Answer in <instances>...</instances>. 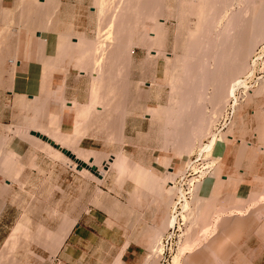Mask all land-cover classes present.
I'll list each match as a JSON object with an SVG mask.
<instances>
[{
    "label": "rangeland",
    "instance_id": "obj_1",
    "mask_svg": "<svg viewBox=\"0 0 264 264\" xmlns=\"http://www.w3.org/2000/svg\"><path fill=\"white\" fill-rule=\"evenodd\" d=\"M97 1L75 0L74 5H63L60 3V0H44L45 3L42 0H5L4 4L0 2L1 35L6 31V28L11 29L12 27L18 31L17 36L22 31L27 30L32 33L34 39H37V32L40 30H51L61 35L66 34L65 37L68 38H65V42L66 45L68 44V47L66 46L67 48H65V45H62L65 51H68L63 52V48H57L58 40L54 43L55 56L49 58V61L54 62L55 66H57V70L55 71L62 78L72 77L78 71L85 70L86 73H81L79 76L93 81L95 76L93 75V72H95L94 61L98 56L93 53L95 49L93 51L89 49L92 47L95 48L96 43L98 45L104 43L109 33H103V27L106 26L107 22L113 16L116 17V26L112 30V32L114 31L112 33L114 39L110 40H113L114 43L120 41L114 47L113 41L110 42V40L106 39V44L109 43L110 45L104 43L106 49H103V60L100 67H98V69L101 68L100 71L102 72L100 73L103 75H99L101 76L100 79L95 82V87L100 91L99 96L102 98L101 106H104L106 110L104 113H94L98 115L95 116L98 124L99 121H102V117H105V120H107L106 125H108L115 149L112 152L114 156L120 154L121 156L127 157L126 172H119L117 164L113 165L110 171L112 182L102 183V191L98 188L96 198H94L92 197L94 187L92 180L89 179H93L99 183L100 181L90 175V172L81 174L78 169L73 168L74 166L68 160H61L60 157H56L55 155L51 156L52 151H47L48 149L44 148V144L36 143V146L32 147L31 152L26 151V154L21 153L20 155V152L14 154V152L10 151L9 147L12 146L11 141L24 144V148L27 146L25 141H29L28 139H30L29 130L31 129V125L26 124L23 118L16 119L15 121L8 118V111L10 110L9 103L0 102V111H6L7 117L4 118L6 121L4 124L6 125L0 124V166H2L0 168V264H67L64 262L61 252L64 243L61 247H58L55 243L56 241L52 238V234L59 232V230L65 228L69 223L77 221L79 217L83 221H88V224L96 229L98 237H95L93 240L83 241L79 245V254L84 253L82 261H71L69 264H123L120 254L122 252L121 250L127 247L128 244L122 247L114 246L110 244L111 240L119 242L121 240H127L139 243L143 251L142 258L140 259L141 264H172L173 258L178 253L177 250L180 247L181 249L183 247L186 249L182 251L184 253L181 255L180 264H264V95H256V93L255 96L253 95L257 88L256 83L258 84V78L252 81L248 80L244 87L239 84L241 81H238L243 73L240 78L239 76L235 77L237 79L239 78L238 80L233 79L234 81L236 80L235 82L230 81L231 77L230 75L228 76L227 72L231 71V69L227 71L228 66L226 67L227 72L223 71L224 74L222 77H225L226 81L229 80L233 87H229L228 89L229 91L231 89L230 99L227 98L228 94L226 97H223L224 91H222L221 85H218V83H221L217 81L219 80L216 78L217 74L215 75V73L221 72L223 69L221 59L223 58L224 62L225 56L230 55L228 51L231 52L238 46L237 44L235 46L234 42L232 44L231 41L245 44V40L247 41L250 39L249 37H253L254 44H252L253 48L250 56L252 55L254 56L253 59H256L254 52L263 46L264 39L262 38L264 35H260L261 39L259 36L257 41H255V34L251 35L255 32L250 29V23H254L253 17L255 15L253 13H255V2L257 3L260 0H150L151 3L149 0H111V2L109 1L111 4L108 5V8L109 6L110 8L105 13V17H101L102 19L99 18L97 12ZM42 2L43 4H40ZM230 4L232 8H229L231 7ZM197 5L198 7L201 5L206 11L209 10L206 13L202 10L203 8L201 6L198 8ZM195 7L197 8L195 9ZM190 8L191 10H189ZM194 11H197L199 14L203 11L204 14L203 16L196 15ZM4 16L7 17L6 19L11 20V22L8 20L1 21ZM199 16L201 17L200 19ZM125 19L128 20L126 21ZM121 22H123L125 27ZM158 25L162 26L161 32L156 31ZM206 32L208 33L206 34ZM193 34L197 35V37ZM241 34H244L245 37ZM235 35L241 39L243 38V42L238 37L233 40V36ZM73 38H77L78 40L81 38L83 39L82 42L84 41L85 44L88 42L91 46L87 43L86 46L88 47L86 48L83 42V46L81 45L83 48L80 46H74L76 47L74 48L72 42L77 40ZM100 40H103V42H100ZM250 40L252 41V39ZM120 43L123 45L122 47ZM194 43L197 45H194ZM202 43L204 46H202ZM39 46L42 47V44L40 43ZM198 46L202 47L199 48ZM229 46H233L234 48L230 49ZM245 46L247 47V44ZM84 48L86 50L89 48L88 52L90 55L85 52L86 50ZM134 49L136 50L135 53H133ZM238 49L237 51H233L237 53L239 51ZM223 51L229 54H224ZM233 51L232 54L235 55ZM238 53L240 57L238 56L239 58H237L239 60L241 58L240 62H242L243 58L241 56L245 58V55H242L240 52ZM1 55L2 47L0 46V66L3 63ZM95 55L96 57L94 59ZM223 55L225 56L223 57ZM82 56H84L83 59H79ZM250 56L246 60L243 59L246 61L245 64L248 62V66L243 69L247 70L250 66ZM92 59L94 61H91ZM263 59L264 57L259 60L261 67L264 62ZM85 62H88L87 65ZM195 63L197 65H194ZM78 65L81 67L79 68ZM86 66L87 68H85ZM113 66L115 69H113ZM82 67L83 69H81ZM106 67L107 69H105ZM122 67L124 68L122 69ZM208 69L210 70L208 71ZM252 70L248 68L247 71L251 72ZM108 72L113 75H109ZM225 72L227 75H225ZM255 73V76H264V72L261 73L258 67H256ZM245 76L247 75L244 73L241 79H246ZM100 80L102 81L101 83ZM192 81L193 83H191ZM174 82L179 85L174 84ZM233 82L234 84L232 85ZM97 83H100V85ZM204 84L207 85L205 86ZM173 85H175V88L178 86L176 89L174 88V91L172 88ZM183 89H187L189 92L191 91V94L185 90L188 94L184 93L185 95H182L183 93L181 92ZM220 93L225 102L222 99V101L220 100ZM218 98L220 101L217 100ZM172 101L174 102L172 103ZM24 102H26V99ZM24 102L22 101L20 104L24 105L22 104ZM182 107H186V111L179 112L178 109ZM157 109L163 114H160V116H146V114L151 113L150 110ZM188 110L190 111L189 113ZM214 111L217 114H214ZM176 112H179L178 115H176ZM173 119H178L175 121H181L182 124H185L186 127L184 129H187L189 135L192 134L193 136H191L195 137L194 140L196 138L198 140L202 139L200 140L201 144L197 140L196 142L192 141L196 145L189 141L190 146L195 148H192L194 150L189 149L191 148L190 146L186 148V144H183L181 140L182 136L177 133L180 129L170 124L169 120L172 121ZM200 119L207 121L205 122V124L207 123L206 125L203 122L205 131L203 133L201 132L202 134L199 132L201 129L203 131L202 121ZM212 119L215 121H212ZM10 120L14 122V127L8 125L11 122ZM126 123L128 127V138L124 140V138L122 139L121 132ZM229 128H233L231 129L233 132ZM191 129L194 130L193 133ZM208 131L212 132V134L214 132V135ZM185 134L186 131L184 132ZM197 134L199 135L197 136ZM191 136L190 140H193ZM122 144H127L126 151L123 153L119 151ZM187 149L190 150V153L193 151L191 155ZM243 149L244 152H242ZM254 152L257 153L255 154ZM208 156H210V159ZM110 157L114 158L106 154L104 158L108 159ZM41 162L43 163L42 165ZM140 162L144 166L140 165ZM186 162L188 166L185 168L184 164ZM67 164L71 165L72 170L66 166ZM62 166L63 168H60ZM140 166L145 170L159 173L162 179L160 181L156 180L158 181V184L155 181L156 185L153 183L154 181L149 182V180L146 182H138L139 177L137 179L133 173ZM215 169L218 173L214 172ZM175 170L180 174L179 176L178 174L176 177L174 176V179L177 178L174 181V185H177L178 190L175 189L170 195V185L167 181L170 180L169 171ZM72 171L82 175L81 181L77 184L80 187L79 197L74 199L68 197L67 192L63 193L60 190V186L63 183L47 180H31L32 177L33 179L40 178L41 176L46 177L47 175V177H51V175L53 176V174L58 172L70 173ZM203 172L204 174H202ZM214 175H217V177L215 178ZM211 176H214L213 182L216 180L220 181L221 178L223 180L229 178V180L224 181L222 183L223 185L220 184L218 186L219 189L217 188V191L214 190L215 192L211 188L202 191V194L207 192L204 200L208 201H202L204 203L202 205V213H200L201 211L196 212L192 209L193 199L191 198H193L192 194H194L192 192L193 188L198 184V180L201 179L200 181H204ZM193 178L196 181L195 183ZM65 185H68V183H65ZM112 190L121 194V197L111 200L109 193ZM236 190L243 192V200L238 201L234 199ZM177 193L179 196L182 195L181 201L178 200ZM211 193H213V196ZM154 196L158 197L157 201H155ZM143 198H145L144 204ZM184 199L186 200L184 201ZM176 200L180 202L177 209L178 215H176L177 223L174 226L171 225L168 229L166 228V219L169 213L167 211L171 209V205ZM138 201H140L139 204L141 207L137 203ZM89 204L100 208H104L105 206L114 207V209H86ZM185 209H192L193 215H191V220L180 228V223H183V211H189ZM99 211H102L104 216L109 218L104 225L101 224L104 217L98 220H90V216ZM222 226L223 229H221ZM241 227L242 229L240 230ZM186 228L188 232L183 236L182 230L185 231ZM234 230L236 232L238 230V232L235 233ZM226 233L228 234L226 235ZM162 234L165 235V251L163 256L156 257L152 253V248L158 236ZM226 236L232 238L230 239V237L227 238ZM182 242L183 245H180ZM210 242L211 246L208 245ZM223 243L226 244L224 245ZM199 249L200 251H198ZM214 249L217 250L215 251ZM204 258L207 259L205 260Z\"/></svg>",
    "mask_w": 264,
    "mask_h": 264
},
{
    "label": "crops",
    "instance_id": "obj_2",
    "mask_svg": "<svg viewBox=\"0 0 264 264\" xmlns=\"http://www.w3.org/2000/svg\"><path fill=\"white\" fill-rule=\"evenodd\" d=\"M42 1L44 2V0ZM0 2L4 4L5 0H0ZM74 2L75 0H60V3L63 5H74ZM4 18L1 21L8 20L6 16ZM8 21L11 22V20ZM6 30L2 35L0 34L1 56L4 58L0 66V102L9 103L8 118L14 121L23 118L29 126L36 121L43 127L57 128L62 135L67 138L69 137L68 140L70 139V141L73 140V142L75 141L74 143H78L80 149L84 148V151L93 150L101 153V155H114L112 153L115 150L112 136H110L108 125H105L107 120L102 115L103 119L98 124L95 119L96 115L94 112L104 113L105 107L101 106L102 108H98L99 111L95 110L91 111V113L88 111L92 102L90 100L92 99L91 79L79 76L81 74L80 71L72 77L62 78L56 73L57 66H55L54 62L49 61V58L55 56L54 43L58 41L60 33L51 30L38 31L37 39H34L32 33L27 30L22 31L19 36H17L18 31L14 27ZM40 43L42 44L41 48H39ZM135 51L134 49L133 53ZM25 99L26 102H24ZM22 101L24 105L20 104ZM85 111L88 113L86 114ZM78 115L81 117H78ZM4 118H7L6 111H0V124L6 122ZM13 124L14 122L11 121L8 125L13 126ZM121 133L122 139L128 138L127 123ZM28 140L25 141L27 145L25 148L24 144L11 141L12 146L9 147L10 151L14 152V154L20 152V155L21 153H30L32 147L36 146V142L33 141L35 142L33 143L32 139ZM30 146L31 148H29ZM126 146L127 144H122L119 151L121 153L126 151ZM140 165L144 166L141 162ZM66 166L70 167L71 165L67 164ZM60 168H63V166ZM70 170H72L71 167ZM110 171L108 170V173L105 174L100 183L89 179L92 180L94 187L92 197L96 198L98 188L102 191V183L112 182ZM47 176L37 177L38 179H33L32 177L31 180H47L63 183L60 186V190L63 193L67 192V196L73 199L79 197L80 187L77 184L81 181L82 175L72 171L70 173L58 172L53 174V176L51 175V177ZM65 183H68V185H65ZM109 194L111 200L121 197V194L114 190L110 191ZM154 197L155 201H157L158 197ZM144 200L145 198H143V204L145 203ZM119 202L122 203L121 201ZM139 202L137 203L139 204ZM139 206L141 207L140 204ZM86 209H114V207L105 206L104 208H100L89 204ZM103 217L104 219L101 224L104 225L109 218L104 216L102 211L95 212L94 215L90 216V220H98ZM95 237H98L96 229L88 224V221H83L79 217L61 249L64 262L69 264L71 261H82L84 253L79 254V245L83 241L93 240ZM110 244L121 247L128 244L122 255L123 264H141L140 259L142 258L143 251L139 243L127 240H121L120 242L111 240Z\"/></svg>",
    "mask_w": 264,
    "mask_h": 264
},
{
    "label": "bare ground",
    "instance_id": "obj_3",
    "mask_svg": "<svg viewBox=\"0 0 264 264\" xmlns=\"http://www.w3.org/2000/svg\"><path fill=\"white\" fill-rule=\"evenodd\" d=\"M111 0H98L97 1V9H98V14H99V18H103V17H105L104 15H105V13H107V10L110 8V6H109V8H108V5H110L111 3ZM120 1V0H119ZM200 1V0H199ZM232 1V0H231ZM248 1V0H247ZM256 1H258V0H256ZM262 1V2H261ZM139 2V1H138ZM149 2H150V0H149ZM188 2V1H187ZM202 2V1H201ZM144 3V2H143ZM151 3V2H150ZM159 3H160V1H159ZM167 3V2H166ZM191 3V2H190ZM204 3V2H203ZM234 3V2H233ZM244 3V2H243ZM40 4H43V2L42 3H40ZM116 4V3H115ZM153 4V3H152ZM156 4V3H155ZM161 4V3H160ZM182 4V3H181ZM198 4H199V2H198ZM202 4V3H201ZM255 13H253L255 16L253 17L254 18V23L252 22V23H250L251 24V28H250V26H249V28L253 31V32H255V33H252L251 35H254L255 37H254V40H255V38H256V40L255 41H257V39L259 38V36L261 35H264V0H260V1H258L257 3L255 2ZM120 5V4H119ZM136 5H138L137 3H136ZM148 5H149V3H148ZM188 5V4H187ZM203 5V4H202ZM228 5H229V3H228ZM231 5V4H230ZM241 5V4H240ZM239 5V6H240ZM32 6V5H31ZM118 6V5H117ZM192 6V5H191ZM193 6H195V4H193ZM201 5H199V7H200ZM207 6V5H206ZM218 6V5H217ZM226 6V5H225ZM254 6V5H253ZM96 7V6H95ZM95 7H93V8H95ZM158 7V6H157ZM190 7V6H189ZM197 7H198V5H197ZM197 7H195V9L197 8ZM198 7V8H199ZM202 7V6H201ZM208 7V6H207ZM243 7V6H242ZM132 8V7H131ZM165 8V7H164ZM203 9V11L204 12H206L207 13V11L209 10H205L204 9V7H202ZM211 8V7H210ZM213 8V7H212ZM215 8V7H214ZM229 8H232V5H231V7H229ZM249 8V7H248ZM113 9V8H112ZM121 9V8H120ZM124 9V8H123ZM127 9V8H126ZM156 9V8H155ZM159 9V8H158ZM216 9V8H215ZM247 9V8H246ZM245 9V10H246ZM122 10V9H121ZM128 10H130V9H128ZM152 10V9H151ZM157 10V9H156ZM189 10H191V8L189 9ZM211 10V9H210ZM227 10V9H226ZM37 11V10H36ZM112 11V10H111ZM113 11H114V9H113ZM116 11V10H115ZM144 11V10H143ZM160 11V10H159ZM197 11L198 12H200L199 11V9H197ZM197 11H194L195 13H196V15H198L199 13L197 12ZM203 11H201V14H199V15H201V16H203ZM215 11V10H214ZM239 11V10H238ZM250 11H251V9H250ZM254 11V10H253ZM110 12V11H109ZM210 12V11H209ZM208 12V13H209ZM216 12V11H215ZM218 12V11H217ZM245 12V11H244ZM149 13V12H148ZM152 13V12H151ZM159 13V12H158ZM241 13H242V11H241ZM111 14V13H110ZM109 14V15H110ZM114 14H115V12H114ZM119 14V13H118ZM193 14V13H192ZM210 14H211V12H210ZM209 14V15H210ZM246 14V13H245ZM112 15H113V13H112ZM149 15H151V14H149ZM159 15V14H158ZM216 15H218V14H216ZM239 15H240V13H239ZM148 16V15H147ZM208 16V15H207ZM207 16H206V18H207ZM224 16V15H223ZM244 16V15H243ZM197 17V16H196ZM220 17V16H219ZM226 17V16H225ZM232 17V16H231ZM248 17V16H247ZM101 18V19H102ZM107 18H109V17H107ZM106 18V19H107ZM116 17H114L113 16V18H111V20L109 21V22H107V24H106V26H104L103 28H104V31H103V33H109L107 36H106V39L107 40H110V39H114V35L112 34L113 32H112V30H113V28H114V26H116L115 24H116V22H115V19ZM125 18V17H124ZM189 18H190V16H189ZM201 17L199 16V19H200ZM205 18V19H206ZM243 18V17H242ZM250 18V17H249ZM221 19V18H220ZM228 19H230V18H228ZM126 20V19H125ZM128 20V19H127ZM126 20V21H127ZM133 20V19H132ZM207 20V19H206ZM209 20V19H208ZM214 20V19H213ZM212 20V21H213ZM190 21H191V19H190ZM193 21V20H192ZM199 21H201V20H199ZM224 21V20H223ZM130 22V21H129ZM136 22V21H135ZM202 22H204V21H202ZM210 22H211V20H210ZM214 22V21H213ZM229 22H232V21H229ZM228 22V23H229ZM236 22V21H235ZM105 23H106V21H105ZM122 24H123V22H121ZM128 23V22H127ZM190 23V22H189ZM218 24H219V22H217ZM241 23H243V22H241ZM98 24V23H97ZM101 25H102V23H100ZM120 24V23H119ZM130 24V23H129ZM124 25V24H123ZM208 25H209V23H208ZM224 25V24H223ZM227 25V24H226ZM127 26V25H126ZM131 26V25H130ZM197 26V25H196ZM216 26H217V24H216ZM242 26H244V25H242ZM124 27H125V25H124ZM222 27V26H221ZM232 27V26H231ZM237 27H238V25H237ZM9 28V27H8ZM102 28V29H103ZM121 28V27H120ZM161 28H162V26H157V30L156 31H158V32H161ZM186 28V27H185ZM197 28H198V26H197ZM210 28H212V27H210ZM225 28V27H224ZM243 28V27H242ZM3 29V28H2ZM7 29V28H6ZM10 29V28H9ZM117 29V28H116ZM227 29H228V27H227ZM226 29V30H227ZM238 29V28H237ZM236 29V30H237ZM247 29V28H246ZM98 30V29H97ZM121 30V29H120ZM190 30V29H189ZM207 30H208V28H207ZM218 30H220V29H218ZM222 30V29H221ZM233 30V29H232ZM7 31V30H6ZM41 31V30H40ZM102 31V30H101ZM187 31H188V29H187ZM199 31H201V30H199ZM224 31H225V29H224ZM231 31V30H230ZM235 31V30H234ZM240 31H241V29H240ZM2 32V31H1ZM5 32V31H4ZM157 32V33H158ZM192 32V31H191ZM195 32V31H194ZM197 32V31H196ZM237 32V31H236ZM245 32V31H244ZM12 33V32H11ZM154 35H155V33L154 32H152ZM163 33V32H162ZM203 33H205V32H203ZM202 33V34H203ZM208 32H206V34H207ZM220 33V32H219ZM219 33H217V34H219ZM232 33V32H231ZM240 33V32H239ZM242 33V32H241ZM246 33V32H245ZM251 33V32H250ZM8 34V33H7ZM116 34V33H115ZM126 34V33H125ZM130 34V33H129ZM213 34V33H212ZM40 36H41V34H39ZM118 35H121V34H118ZM117 35V36H118ZM123 35V34H122ZM193 35H195V34H193ZM200 35V34H199ZM203 35H205V34H203ZM238 35V34H237ZM241 35H243L244 37H245V35L244 34H241ZM247 35H249V34H247ZM66 36V34L64 35H61L60 34V37H59V45H58V43H57V48H63L64 46L63 45H65V48H67L68 46V44L66 45V42H65V38H68V37H65ZM68 36V35H67ZM100 36H101V34H100ZM127 36V35H126ZM192 36V35H191ZM196 37H197V35H195ZM202 36V35H201ZM231 36V35H230ZM250 36V35H249ZM249 36H247V37H249ZM258 36V37H257ZM261 36H260V39H261ZM194 37V36H193ZM211 37V36H210ZM236 37H238V36H233V40H235L236 39ZM99 38H101V37H99ZM103 38V37H102ZM126 38V37H125ZM132 38V37H131ZM239 38V37H238ZM250 39H252V41L250 40V39H248L247 41L245 40V44H247V47L245 46V44L244 43H239V42H237V43H235V41H231V43L232 42H234V45L236 46V44L238 45V46H236V49L233 47V46H229L230 47V49L232 48H234L233 50H235V51H237V49H238V47H239V51L238 52H240L242 55H245V58H244V56H241L244 60H246L249 56H250V53L252 52V48H253V46H252V44H254V41H253V37H249ZM7 39V38H6ZM73 39H75V40H77V41H75V42H72V45H73V47L74 46H80L81 47V45H82V43L84 42H82V40L83 39H81L80 38V40H78L77 38H73ZM106 39H105V41H104V43L106 44ZM215 39H216V37H215ZM226 39V38H225ZM240 39V41L243 39H241V38H239ZM262 39H264V37L262 38ZM68 40V39H67ZM104 40V39H103ZM103 40L101 41L100 40V42H103ZM117 40V39H116ZM132 40V39H131ZM220 40V39H219ZM218 40V41H219ZM227 40V39H226ZM232 40V39H231ZM85 41H87L86 39H85ZM89 41V40H88ZM111 41H113V40H110V42ZM120 41V40H119ZM118 41V42H119ZM198 41V40H197ZM205 41V40H204ZM208 41V40H207ZM221 41V40H220ZM223 41V40H222ZM237 41H239L238 39H237ZM262 41V40H261ZM61 42V43H60ZM99 42V43H100ZM117 41H116V43H118ZM128 42V41H127ZM211 42V41H210ZM242 42H243V40H242ZM263 42H264V40H263ZM68 43H71V42H68ZM81 43V44H80ZM88 43V42H87ZM86 43V44H87ZM91 43H92V41H91ZM102 44V43H100L99 45H98V43H96L95 44V48H91V49H89L90 51L92 50L93 51V49H95V51H93V53L94 54H96L98 57L95 59V57H96V55L94 56V59H95V61H94V59H92L91 61H94L95 63V72H93V75H95L94 76V78H93V83H91V93H92V99H90V100H92V102H91V105L89 106V110H88V108H87V110L91 113V111H95V110H98V108L100 109V108H102L101 107V97L99 96V92L100 91H98L97 90V87H95V82L96 81H98L99 79H100V77L101 76H99V75H101L102 73H100V72H102V71H100L101 70V68L100 69H98V67H100V64L102 63V60H103V58H102V56L104 55V50L106 49V47H105V44ZM108 43V42H107ZM113 43H114V41H113ZM116 43H114L113 44V46L116 44ZM122 43V42H121ZM121 43H120V46L122 47L123 45H121ZM125 43V42H124ZM206 43V42H205ZM256 43V42H255ZM262 43V42H261ZM63 44V45H62ZM86 44H85V42H84V44L83 45H85L86 46ZM89 44V43H88ZM109 44V43H108ZM108 44H106V45H108ZM119 44V43H118ZM203 44V43H202ZM222 44V43H221ZM225 44V43H224ZM233 44V43H232ZM231 44V45H232ZM5 45V44H4ZM16 45V44H15ZM70 45V44H69ZM82 45V46H83ZM110 45V44H109ZM194 45H197L196 43H194ZM201 45V44H200ZM206 45V44H205ZM227 45V44H226ZM230 45V44H229ZM67 46V47H66ZM84 46V47H85ZM89 46H91V44H89ZM119 46V47H120ZM189 46V45H188ZM202 46H204V44L202 45ZM202 46H200V47H202ZM72 47V48H73ZM79 47V48H80ZM88 46H86V48H87ZM105 47V48H104ZM115 47V46H114ZM117 47V46H116ZM197 47V46H196ZM199 47V46H198ZM199 47V48H200ZM214 47H215V44H214ZM219 47V46H218ZM226 47V46H225ZM39 48H41V46H39ZM60 48V49H61ZM65 48H63V52L65 51ZM74 48H76V47H74ZM81 48H83V47H81ZM205 48V47H204ZM206 48H207V45H206ZM205 48V49H206ZM216 48V47H215ZM228 48V47H227ZM258 48V47H257ZM85 49V48H84ZM88 49L85 51V52H87V54H89V52H88ZM104 49V50H103ZM197 49V48H196ZM229 49V50H230ZM83 50V49H82ZM131 50V49H130ZM210 50V49H209ZM212 50V49H211ZM218 50V49H217ZM219 50H220V48H219ZM232 50V51H233ZM257 50V49H256ZM66 51H68V50H66ZM65 51V52H66ZM74 51V50H73ZM84 51V50H83ZM107 51V50H106ZM124 51V50H123ZM128 51V50H127ZM197 51V50H196ZM228 51V50H227ZM232 51L230 52V51H228L229 53H230V55H228V56H225V55H223V57L225 56V58H224V62H223V58L221 59L222 60V63H223V66H222V71L221 72H217V73H215V75L217 74V76H216V78L217 79H219V80H217V81H219L221 84H219L218 83V85H221V89H223L222 91H224V95H222L223 97L225 96L226 97V95L228 94V96H227V98H229L230 97V91H231V89H230V91L228 90L229 89V87H233V86H231V84H230V82H229V80H227L226 81V79H225V77L223 78L222 76H223V74H224V72L223 71H226V67H228L229 66V68H227V71L229 70V69H231V71H229V72H227L228 73V76L230 75V81H234L233 79H236V80H238L239 78H240V76H241V74H242V76H244V73H245V75H247V76H245L246 77V79H241L242 78V76H241V78H240V80H238V81H241V83H239L241 86H245L246 85V83L248 82V80H250V81H252V80H254L255 78H258L257 79V82H258V84L256 83V90L254 91V96H255V93H256V95L257 94H259V95H264V76H255V71H256V67H258L259 68V71L262 73V72H264V62H263V64H262V67L259 65V60L260 59H262L263 57H264V44H263V46H261V48L260 49H258V51H255L254 52V55H255V58L256 59H253L254 58V56H250L251 57V59H250V66L248 67L249 68V70H252V69H254V67H255V69L254 70H252L250 73L247 71L248 70V68H247V70L246 69H243L244 67H246V66H248V62L245 64V62L246 61H244L243 59H242V62H240V60H241V58H240V60L238 59L239 57H240V54L237 52V53H235V51H233V53H235V55H233L232 54ZM253 51H254V49H253ZM60 52H62V51H60ZM78 52V51H77ZM85 52H83V53H85ZM120 52V51H119ZM155 52V51H154ZM193 52V51H192ZM201 52V51H200ZM210 52V51H209ZM212 52V51H211ZM224 52V54H229L228 52L227 53H225V51H223ZM93 53H92V55H93ZM206 53V52H205ZM40 54H41V52H40ZM62 54V53H61ZM60 54V55H61ZM75 54V53H74ZM86 54V55H87ZM126 54V53H125ZM192 54V53H191ZM195 54V53H194ZM202 54V53H201ZM76 55V54H75ZM90 55V54H89ZM215 55H217V54H215ZM73 56V55H72ZM78 56V55H77ZM88 56V55H87ZM178 56V55H177ZM186 56V55H185ZM201 56V55H200ZM203 56V55H202ZM218 56V55H217ZM222 56V55H221ZM239 56V57H238ZM10 57V56H9ZM83 57L84 56H82V58L80 57L79 59H83ZM193 57V56H192ZM238 57V58H237ZM89 58V57H88ZM91 58V57H90ZM108 58V57H107ZM122 58V57H121ZM124 58H126V57H124ZM187 58V57H186ZM189 58V57H188ZM195 58V57H194ZM198 58V57H197ZM215 58V57H214ZM228 58V59H227ZM4 59V58H3ZM68 59V58H67ZM78 59V58H77ZM78 59V60H79ZM111 59V58H110ZM183 59V58H182ZM238 59V60H237ZM15 60V59H14ZM54 60V59H53ZM72 60V59H71ZM117 60V59H116ZM128 60V59H127ZM196 60V59H195ZM199 60V59H198ZM249 60V59H248ZM80 61V60H79ZM86 61H87V59H86ZM90 61V60H89ZM115 61V60H114ZM200 61V60H199ZM203 61V60H202ZM239 61V62H238ZM262 61V60H261ZM263 61H264V59H263ZM58 62V61H57ZM81 62V61H80ZM107 62V61H106ZM84 63V62H83ZM86 63V62H85ZM88 63V62H87ZM87 63H86V65H87ZM91 63V62H90ZM105 63V62H104ZM191 63H193V62H191ZM198 63V62H197ZM210 63V62H209ZM261 63V62H260ZM93 64V63H92ZM108 64V63H107ZM110 64V63H109ZM112 64V63H111ZM75 66H76V64H74ZM103 65V64H102ZM101 65V66H102ZM188 65V64H187ZM194 65H197L196 63L194 64ZM258 65V66H257ZM4 66V65H3ZM79 66V68L81 67L80 65H78ZM84 66V65H83ZM90 66V65H89ZM88 66V67H89ZM186 66V65H185ZM92 67H93V65H92ZM91 67V69H93ZM109 67V66H108ZM114 67V66H113ZM192 67H193V65H192ZM200 67V66H199ZM251 67V68H250ZM253 67V68H252ZM78 68V67H77ZM85 68H87V66L85 67ZM124 67H122V69H123ZM209 68V67H208ZM12 69V68H11ZM81 69H83V67L81 68ZM88 69H90V68H88ZM105 69H107V67L105 68ZM113 69H115V67L113 68ZM112 69V70H113ZM213 69V68H212ZM225 69V70H224ZM109 70V69H108ZM121 70V69H120ZM210 69H208V71H209ZM244 70H246L245 72H244ZM68 71V70H67ZM87 71H89V70H87ZM220 71V70H219ZM69 72V71H68ZM81 73H86L85 72V70H81L80 71ZM106 72V71H105ZM115 72V71H114ZM123 72V71H122ZM216 72V71H215ZM226 72H225V75H227L226 74ZM14 73V72H13ZM109 73V72H108ZM230 73V74H229ZM247 73V74H246ZM207 74V73H206ZM1 75H3V74H1ZM103 75V74H102ZM109 75H113V74H110L109 73ZM213 75V74H212ZM259 75V74H258ZM227 76V77H228ZM237 76H239V78L237 79V78H235V77H237ZM119 77V76H118ZM186 77H188V76H186ZM191 77V76H190ZM215 77V76H214ZM214 77H213V79H214ZM110 78V77H109ZM215 78V79H216ZM223 79V81H222V79ZM220 79H221V81H220ZM232 79V80H231ZM1 80V79H0ZM189 80V79H188ZM201 80V79H200ZM235 80V81H236ZM178 81V80H177ZM215 81V80H214ZM234 81V82H235ZM102 81L100 80V83H101ZM115 82V81H114ZM234 82L232 83V85L234 84ZM100 83H97L98 85H100ZM176 82H174V84H175ZM187 83V82H186ZM191 83H193V81L191 82ZM197 83V82H196ZM201 83V82H200ZM214 83V82H213ZM236 83H238V82H236ZM251 83V82H250ZM111 84V83H110ZM115 84V83H114ZM182 84V83H181ZM184 84V83H183ZM188 84V83H187ZM227 84V85H226ZM4 85V84H3ZM108 85V84H107ZM176 85H179V84H177L176 83ZM190 85V84H189ZM205 85V84H204ZM207 85V84H206ZM205 85V86H206ZM217 85V84H216ZM248 85H249V83H248ZM104 86V85H103ZM121 86H122V83H121ZM128 86V85H127ZM175 85H173L172 86V88H173V91L178 87H174ZM208 86H209V84H208ZM238 86V85H237ZM124 87V86H123ZM126 87V86H125ZM196 87V86H195ZM195 87H194V89H195ZM11 88V87H10ZM103 88V87H102ZM175 88V89H174ZM183 88V87H182ZM196 88H199V87H196ZM207 88V87H206ZM216 88V87H215ZM234 88H236V87H234ZM233 88V89H234ZM246 88V87H245ZM120 89V88H119ZM188 89V88H187ZM187 89H183L182 90V92L181 93H183L182 95H185V94H188L187 92H189V90H187ZM219 89V88H218ZM217 89V90H218ZM232 89V90H233ZM124 90V89H123ZM185 90H187V92L185 91ZM191 90H193V89H191ZM237 90V89H236ZM240 90V89H239ZM244 90V89H243ZM246 90H247V88H246ZM107 91V90H106ZM110 91V90H109ZM113 91H114V89H113ZM112 91V92H113ZM172 91V92H173ZM184 91V92H183ZM221 91V93L223 94V92ZM228 91H229V93H228ZM234 91V90H233ZM249 91H250V89H249ZM120 92V91H119ZM191 92V91H190ZM189 92V94H191ZM115 93V92H114ZM118 93V92H117ZM124 93V92H123ZM180 93V94H181ZM185 93V94H184ZM192 93H193V91H192ZM221 93H220V97H221ZM245 93V92H244ZM101 94V93H100ZM174 94V93H173ZM179 94V95H180ZM217 94V93H216ZM246 94V93H245ZM104 95L106 96V94L104 93ZM194 95V94H193ZM232 95V94H231ZM234 96H235V94H233ZM103 96V95H102ZM176 96H178V95H176ZM190 96H192V95H190ZM212 96V95H211ZM219 96V95H218ZM200 97V96H199ZM206 97V96H205ZM233 97V96H232ZM192 98V97H191ZM204 98V97H203ZM205 99V98H204ZM222 99V97L220 98V100ZM230 99V98H229ZM104 100V99H103ZM215 100V99H214ZM217 100H219V98L217 99ZM219 100V101H220ZM223 100V99H222ZM221 100V101H222ZM246 100V99H245ZM183 101V100H182ZM181 101V102H182ZM224 101V100H223ZM104 102H106V100H104ZM174 101H172V103H173ZM215 102H216V100H215ZM225 102V101H224ZM226 102H227V99H226ZM75 103V102H74ZM180 103V102H179ZM186 103V102H185ZM188 103V102H187ZM198 103V102H197ZM77 104V103H76ZM105 104V103H104ZM119 104V103H118ZM184 104V103H183ZM183 104H181L182 106H183ZM174 105V104H173ZM26 106V105H25ZM73 106V105H72ZM184 106H185V104H184ZM186 106H187V104H186ZM216 106V105H215ZM173 107V106H172ZM177 107V106H176ZM178 107H179V105H178ZM84 108V107H83ZM188 108V107H187ZM212 109V108H211ZM86 110V111H87ZM105 110V109H104ZM179 110V112H181V111H186V107H182L181 109H178ZM193 110V109H192ZM86 111H85V113H86ZM99 111V110H98ZM113 111H114V109H113ZM81 113H82V111H80ZM105 112V111H104ZM150 112L151 113H148V114H146V116H160V114H163L160 110L158 111V109L157 110H150ZM179 112H176L177 114L176 115H178V113ZM190 111L188 110V113H189ZM193 112V111H192ZM194 112H195V110H194ZM198 112V111H197ZM218 112V111H217ZM84 113V112H83ZM88 113V112H87ZM86 113V114H87ZM216 112L214 111V114H215ZM80 114V113H79ZM114 114V113H113ZM182 114V113H181ZM213 114V116H215ZM217 114V113H216ZM83 115V114H82ZM85 115V114H84ZM96 115V114H95ZM180 115V114H179ZM77 116V115H76ZM96 116H98V115H96ZM205 116V115H204ZM209 116V115H208ZM78 117H81L80 115H78ZM211 117V116H210ZM177 118V117H176ZM202 118V117H201ZM205 118H207V117H205ZM94 119V118H93ZM96 119V118H95ZM170 119H171V117H170ZM203 119V118H202ZM80 120H81V118H80ZM168 120V119H167ZM175 120H178V119H175ZM174 119L171 121V120H169L170 121V124H172V125H174V127L176 128V127H178V129H180L178 132H177V130H176V132L180 135V136H182L181 137V140L183 141V144H186V148L187 147H189L190 146V143L192 142V141H195L196 142V140L197 141H199L200 142V140H202V139H200V140H198L197 138H196V140H194L195 139V137H192L191 135H189V132L187 131V129L185 130L184 129V127H186L185 126V124H182L181 123V121H175ZM201 120V119H200ZM208 120H209V117H208ZM214 119H212V121H213ZM202 121V128H203V125L205 124V122H207V121H203V120H201ZM210 121V123H211V120H209ZM215 121V120H214ZM81 122H83V121H81ZM97 122V121H96ZM199 122H198V125H199ZM203 122H204V124H203ZM91 123V122H90ZM92 123H94V122H92ZM188 123H190V122H188ZM209 123V122H208ZM200 124V125H201ZM207 124V123H206ZM205 124V125H206ZM212 124H214V123H212ZM78 125V124H77ZM101 125V124H100ZM106 125V124H105ZM187 125V124H186ZM204 125V126H205ZM85 126V125H84ZM196 126V125H195ZM213 126V125H212ZM77 127V126H76ZM188 127H190V126H188ZM200 128H201V126H199ZM206 127H208V126H206ZM210 127V126H209ZM84 128V127H83ZM87 128V127H86ZM110 128V127H109ZM200 128H198L199 130H200ZM211 128V127H210ZM261 128V127H260ZM231 129H233V128H231ZM230 128H229V130L230 131H232ZM6 130V129H5ZM78 130V129H77ZM86 130V129H85ZM105 130V129H104ZM175 130V129H174ZM186 131V134L184 135V132ZM198 130V131H199ZM33 131H36V132H40V133H42V134H44V135H46V136H48V137H50L52 140H54V141H56V143H58V144H60L62 147H64V148H66V149H68V150H71L77 157H78V159L79 160H81V161H84V162H87V163H90V160L91 161H93V163L92 164H90V165H96L97 167H98V169H99V172L103 175V178H104V176H105V174L107 173V170L109 169V171L111 170V168L113 167V165H115V164H117V166H118V169H119V172H124L125 170H127V157H124V156H121L120 154V156L119 155H117V156H114V155H112L114 158H108V159H106V158H104L105 157V154L104 155H101V153H97V152H95V151H84V148H82V149H80L79 147H78V143H74L73 142V140L72 141H70V139L68 140V138L67 137H65L64 135H62L60 132H59V130L57 129V128H46V127H43V126H41L38 122H36V121H34L32 124H31V129L29 130V132H30V134H29V136H30V139H33L36 143H38V144H44V148H47L48 150L47 151H52V154H51V156L52 155H55L56 157H60L61 158V160L62 159H66V161L68 160V162H70L74 167L73 168H76L77 169V166H78V164H77V162L76 161H74V160H72V159H70L69 157H67L66 155H64L60 150H57V149H55L54 147H52L50 144H48L47 142H44V141H42V140H40L39 138H37L36 136H33V135H31V132H33ZM191 131H192V133H193V129H191ZM197 131V132H198ZM205 130H204V128H203V131H202V129L199 131L200 133L202 132H204ZM80 132V131H79ZM172 132V131H171ZM175 132V131H174ZM209 133H211L212 134V132H210V131H208ZM233 132V131H232ZM166 133V132H165ZM173 133V132H172ZM201 133V134H202ZM209 133H207L208 135H210ZM263 133V132H262ZM75 134V133H74ZM200 134V135H201ZM228 134H229V132H228ZM259 134V133H258ZM1 135V134H0ZM108 135V134H107ZM179 135H177V136H179ZM195 135V134H194ZM199 134H197V136H198ZM212 135H214V132H213V134ZM232 135V134H231ZM67 136V135H66ZM75 136H76V134H75ZM167 136V135H166ZM179 136V137H180ZM190 136H191V138L193 139V140H190ZM196 136V137H197ZM207 136V135H206ZM84 137V136H83ZM168 137V136H167ZM201 138H203L202 136H200ZM210 137V136H209ZM232 137V136H231ZM73 138H74V136H73ZM176 138H178V137H176ZM8 139V138H7ZM76 139V138H75ZM175 139V138H174ZM33 140H32V142H33ZM177 140V139H176ZM241 140V139H240ZM169 141V140H168ZM180 141V140H179ZM189 141H190V143H189ZM264 141V140H263ZM35 142H33V143H35ZM81 142V141H80ZM166 142V141H165ZM173 142H175V141H173ZM169 143V142H168ZM180 143H182V142H180ZM192 143H194V142H192ZM4 144V143H3ZM167 144V143H166ZM199 144H201V142L199 143ZM172 145V144H171ZM180 145V144H179ZM192 145V144H191ZM194 145H196L195 143H194ZM193 145V146H194ZM46 146V147H45ZM171 147V146H170ZM191 148H189V149H192V148H195V147H192V146H190ZM41 148H43V147H41ZM43 148V149H44ZM184 148V147H183ZM185 148V149H186ZM173 149V148H172ZM174 149H175V147H174ZM181 149V148H180ZM189 149H187V150H189ZM1 150V149H0ZM86 150V149H85ZM178 150V149H177ZM183 150V149H182ZM192 150H194V149H192ZM246 150V149H245ZM179 151V150H178ZM240 151V150H239ZM181 152V151H180ZM184 152V151H183ZM185 152H187V151H185ZM193 151H191V153H192ZM242 152H244V149L242 150ZM188 153V152H187ZM189 153H190V150H189ZM188 153V154H189ZM191 153H190V155H191ZM240 153H241V151H240ZM255 154L257 153V152H254ZM190 155H189V157H190ZM240 155V154H239ZM244 155V154H243ZM210 156H208V158H209ZM251 157V156H250ZM256 157V156H255ZM239 158V157H238ZM257 158V157H256ZM114 159V160H113ZM210 159V158H209ZM242 159V158H241ZM113 160V161H112ZM63 161H65V160H63ZM242 161V160H241ZM240 161V162H241ZM189 162H190V160H189ZM188 162V163H189ZM208 162V161H207ZM212 163V162H211ZM105 164H107V169L105 168ZM213 164V163H212ZM237 164V163H236ZM2 165V164H1ZM185 165V168L188 166L187 165V162H186V164H184ZM184 165H183V167H184ZM215 165V164H214ZM211 166V165H210ZM209 166V167H210ZM218 166H219V164H218ZM2 166H0V168H1ZM184 168V169H185ZM205 168V167H204ZM135 169V168H134ZM216 169H218V168H216ZM216 169H215V171L214 172H216V173H218L217 171H216ZM130 170V169H129ZM132 170V169H131ZM138 170V171H137ZM132 171H134V170H132ZM219 171V170H218ZM11 172V171H10ZM79 172L82 174V173H89L90 171L89 170H87V169H82V170H79ZM126 172V171H125ZM198 172V171H197ZM196 172V173H197ZM205 172V171H204ZM204 172L202 173V174H204ZM129 173H132V172H129ZM206 173V172H205ZM216 173H214V174H216ZM178 174V176L180 175L179 173H178V171L177 170H175V171H169V177H170V180H168L167 182L169 183V185H170V188H169V192H170V195H171V193H173V191L175 190V189H177V185L175 186L174 184V181H175V179H177V178H175L174 179V176L176 177V175ZM221 174V173H220ZM90 175H92V176H94L96 179H98L99 181H102V179L103 178H99V177H97V176H95L94 174H92L91 172H90ZM133 175H135L136 177H137V179H138V177H139V179H138V182H143V181H148L149 180V182L150 181H154L153 183H155V181L156 180H158V181H160V179H162L161 177H160V174L159 173H154V172H151L150 170H145L143 167L141 168V166L139 167V168H137L136 169V172L134 171V173H133ZM182 175V174H181ZM222 175V174H221ZM202 176V175H201ZM205 176V175H204ZM215 176V175H214ZM213 176V177H214ZM220 176V175H219ZM213 177L211 176L210 178H208V179H203L204 181H200V180H198L197 181V185L194 187L195 188V190H194V188H193V193L194 194H192V196H193V198H191V199H193L192 201H193V203L192 202H190V203H192L193 204V208L192 209H194L196 212H200L201 210L203 211V209H202V205H204V203L202 202L205 198H206V195H207V192L206 193H204V194H202L201 192L202 191H206V190H208L209 188H211V190H213V192H215L214 190H216L217 191V188H218V186H220V184H222L224 181H228L229 180V178L226 180H223L222 178H221V180H222V182H221V180L219 181H214L213 182ZM217 177V175L215 176V178ZM225 177V176H224ZM219 178V177H218ZM133 179V178H132ZM136 179V180H137ZM196 180V179H195ZM158 181H156L157 182V184H158ZM165 181H166V179H165ZM193 181H194V178H193ZM232 181H234V180H232ZM236 181H239V180H236ZM196 181H194V183H195ZM146 185H149V184H146ZM155 185H156V183H155ZM223 185V184H222ZM236 185V184H235ZM194 186V185H193ZM138 187H140V186H138ZM150 188V187H149ZM151 188H152V186H151ZM156 189V188H155ZM219 189V188H218ZM178 190V189H177ZM181 190H182V188H181ZM178 192V191H177ZM152 193V192H151ZM180 193V192H179ZM153 194V193H152ZM181 194V193H180ZM185 194V193H184ZM183 194V195H184ZM213 193H211V195H212ZM182 195H178V193H177V197H178V200L179 201H181L182 199V197H181ZM213 196V195H212ZM234 199H236V200H238V201H241V200H243V197H244V195H243V192L242 191H240V190H236L235 191V194H234ZM185 197V196H184ZM186 198V197H185ZM233 198V197H232ZM210 199V198H209ZM231 199V198H230ZM186 199H184V201H185ZM179 201H177L176 200V202H174L172 205H171V209H169L167 212H169L168 213V216H167V219H166V228H168V227H170L171 225H173L174 226V224L175 223H177V218H176V215H178L177 214V209H178V204L180 203ZM204 201H206V200H204ZM208 201V200H207ZM206 201V202H207ZM256 201V200H255ZM203 203V204H202ZM185 204V203H184ZM166 205V204H165ZM183 206V205H182ZM192 206V205H191ZM186 208V207H185ZM189 208H191V207H189ZM196 208V209H195ZM228 208V207H227ZM182 209H184V208H182ZM192 209H185V210H187L188 212H185V211H183L184 213H182L181 215H182V221H183V223L181 224L180 223V228H182V225H186V223L187 222H189L190 220H191V218H192V216L191 215H193V213H192ZM239 209H241V208H239ZM209 210V209H208ZM224 210V209H223ZM202 211L200 212V213H202ZM206 211V210H205ZM226 211V210H225ZM253 211V210H252ZM179 212V211H178ZM204 213V212H203ZM208 213H209V211H208ZM257 214V213H256ZM200 216V215H199ZM205 216V215H204ZM207 216V215H206ZM246 216H248V215H246ZM259 216V215H258ZM256 217V216H255ZM199 218V217H198ZM248 218V217H247ZM250 218V217H249ZM195 220V219H194ZM244 220H246V219H244ZM243 220V221H244ZM251 220V219H250ZM262 220V219H261ZM165 221V220H164ZM204 221V220H203ZM225 222H226V220H224ZM231 222H232V220H230ZM249 221V220H248ZM178 222H180V221H178ZM196 222V221H195ZM224 222V223H225ZM228 222V221H227ZM236 222V221H235ZM221 223V222H220ZM75 224H76V221H73L72 223H69L65 228H63L62 230H59V232H57V233H55V234H52L53 236H52V238H54V241H56L55 243L58 245V247H61L62 246V244L65 242V240L68 238V236H69V234H70V232L72 231V229L74 228V226H75ZM179 224V223H178ZM208 224V223H207ZM210 224V223H209ZM222 224V223H221ZM227 224V223H226ZM203 225H204V223H203ZM211 225V224H210ZM220 225V224H219ZM18 226H20V225H18ZM17 226V227H18ZM226 226V225H225ZM230 226V225H229ZM242 226V225H241ZM16 227V228H17ZM21 227V226H20ZM19 227V228H20ZM205 227V226H204ZM240 227V226H239ZM243 227V226H242ZM242 227L240 228V230L242 229ZM45 228V227H44ZM190 228V227H189ZM197 228H199V227H197ZM203 228V227H202ZM225 228V227H224ZM257 228V227H256ZM47 229V228H46ZM169 229V228H168ZM221 229H223V226L221 227ZM237 229H238V227H237ZM201 230V229H200ZM233 230V229H232ZM183 231V236L184 235H186L187 234V232H188V229L186 228L185 229V231L184 230H182ZM193 231V230H192ZM227 231V230H226ZM235 231V233H237L238 232V230H237V232H236V230H234ZM244 231V230H243ZM190 232V231H189ZM202 232V231H201ZM224 232V231H223ZM29 233V232H28ZM161 233V232H160ZM196 233V232H195ZM205 233V232H204ZM208 233V232H207ZM219 233H221V232H219ZM230 233V232H229ZM13 234H16V233H13ZM46 234V233H45ZM152 234V233H151ZM190 234H191V232H190ZM222 234V233H221ZM228 233H226V235H227ZM233 234V233H232ZM216 235V234H215ZM230 235V234H229ZM242 236V235H241ZM248 236V235H247ZM246 236V237H247ZM187 237V236H186ZM192 237V236H191ZM190 237V238H191ZM194 237V236H193ZM227 238H229L228 236H226ZM51 238V239H52ZM232 237H230V239H231ZM188 239V238H187ZM222 239V238H221ZM165 235H159L158 236V239H156V241L154 242V246H153V248H152V253L157 257V256H163V253H164V251H165ZM227 240V239H226ZM224 241V240H223ZM229 241V240H228ZM198 244V243H197ZM224 244V243H223ZM226 244V243H225ZM224 244V245H225ZM180 245H183V242H182V244H180ZM189 245V244H188ZM209 246H211V242H210V244H208ZM207 245V246H208ZM204 246V245H203ZM218 246V245H217ZM226 246H228V245H226ZM180 247V246H179ZM187 248V247H186ZM228 248V247H227ZM213 249V248H212ZM218 249H220L219 247H218ZM224 249V248H223ZM125 250H126V247H124L121 251V254H120V257L123 255V253L125 252ZM179 250V251H178ZM177 250V254L174 256V258H173V261H172V264H180V260H181V258H182V253H184V252H182V251H184V250H186L185 249V247H183L182 249H181V247H180V249H178ZM215 250V249H214ZM217 250V249H216ZM215 250V251H216ZM221 250V249H220ZM198 251H200V249L198 250ZM211 251V250H210ZM215 251H213V253H215ZM224 251V250H223ZM222 252V251H221ZM220 252V254H222ZM196 253V252H195ZM201 253V252H200ZM224 253H227V252H224ZM210 254H211V252H210ZM219 254V253H218ZM229 255V254H228ZM207 256H209V255H207ZM215 256V255H214ZM213 256V257H214ZM217 256V255H216ZM221 256V255H220ZM219 256V257H220ZM195 257V256H194ZM203 257V256H202ZM196 258V257H195ZM189 259V258H188ZM205 260L207 259V258H204ZM187 260V259H186ZM191 260V259H190ZM193 260H195V259H193ZM193 260H192V262H193ZM154 261V260H153ZM213 262V261H212ZM152 264V263H151ZM215 264V263H214Z\"/></svg>",
    "mask_w": 264,
    "mask_h": 264
},
{
    "label": "water",
    "instance_id": "obj_4",
    "mask_svg": "<svg viewBox=\"0 0 264 264\" xmlns=\"http://www.w3.org/2000/svg\"><path fill=\"white\" fill-rule=\"evenodd\" d=\"M31 135L36 136L37 138H39L40 140H42L44 142H47L48 144H50L55 149L60 150L64 155H66L70 159L76 161L78 164V166H77L78 170H82L85 168V169L89 170L92 174H94L95 176H97L99 178H103V175L99 172L98 167L96 165H90L93 163V161L90 160V163H87V162L79 160L78 157L71 150H68V149L62 147L60 144L56 143V141L52 140L50 137H48V136H46L40 132L33 131V132H31ZM104 166L107 169V164H105Z\"/></svg>",
    "mask_w": 264,
    "mask_h": 264
}]
</instances>
